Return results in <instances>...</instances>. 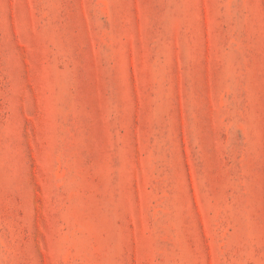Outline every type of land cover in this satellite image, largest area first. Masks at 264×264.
<instances>
[{"label": "rangeland", "instance_id": "1", "mask_svg": "<svg viewBox=\"0 0 264 264\" xmlns=\"http://www.w3.org/2000/svg\"><path fill=\"white\" fill-rule=\"evenodd\" d=\"M0 264H264V0H0Z\"/></svg>", "mask_w": 264, "mask_h": 264}]
</instances>
